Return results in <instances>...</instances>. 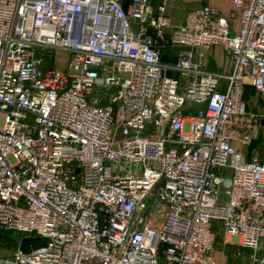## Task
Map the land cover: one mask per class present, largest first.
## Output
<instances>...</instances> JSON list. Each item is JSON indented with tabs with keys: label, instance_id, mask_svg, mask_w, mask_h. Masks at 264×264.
Returning <instances> with one entry per match:
<instances>
[{
	"label": "built area",
	"instance_id": "built-area-1",
	"mask_svg": "<svg viewBox=\"0 0 264 264\" xmlns=\"http://www.w3.org/2000/svg\"><path fill=\"white\" fill-rule=\"evenodd\" d=\"M171 1L0 0V264H215L212 220L264 264V157L233 144L264 120V0Z\"/></svg>",
	"mask_w": 264,
	"mask_h": 264
},
{
	"label": "crops",
	"instance_id": "crops-1",
	"mask_svg": "<svg viewBox=\"0 0 264 264\" xmlns=\"http://www.w3.org/2000/svg\"><path fill=\"white\" fill-rule=\"evenodd\" d=\"M130 0H119L121 5L125 7ZM157 0H152L154 5ZM201 4H209L216 7L221 13L227 14L230 10L229 0H175L167 3L165 14L169 17L172 25H178L182 22L184 14L187 10L200 6ZM168 30H166L167 32ZM160 59L162 62H171L174 59L176 47L165 42H161ZM205 65L208 70L227 73L231 69V62L218 46L210 48L205 59ZM243 100L248 109L256 110L258 97L249 87H245ZM237 149L242 150L247 157L258 156L264 157V120H260L256 136L245 147L240 146L237 142L233 143ZM214 236L210 248V253L215 264H245L250 249L239 246L235 238L231 241H224L221 225L218 220H212ZM239 250L238 255H234L235 250Z\"/></svg>",
	"mask_w": 264,
	"mask_h": 264
},
{
	"label": "rangeland",
	"instance_id": "rangeland-1",
	"mask_svg": "<svg viewBox=\"0 0 264 264\" xmlns=\"http://www.w3.org/2000/svg\"><path fill=\"white\" fill-rule=\"evenodd\" d=\"M51 57H55V64L58 68L65 66L66 54L60 51H51ZM215 231V230H214ZM21 233L12 230L0 229V243L13 250Z\"/></svg>",
	"mask_w": 264,
	"mask_h": 264
},
{
	"label": "water",
	"instance_id": "water-1",
	"mask_svg": "<svg viewBox=\"0 0 264 264\" xmlns=\"http://www.w3.org/2000/svg\"><path fill=\"white\" fill-rule=\"evenodd\" d=\"M45 241V237L42 236L22 235L19 239L18 249L21 253H27L31 249L45 245ZM1 251L9 253V250L5 247H3Z\"/></svg>",
	"mask_w": 264,
	"mask_h": 264
},
{
	"label": "trees",
	"instance_id": "trees-1",
	"mask_svg": "<svg viewBox=\"0 0 264 264\" xmlns=\"http://www.w3.org/2000/svg\"><path fill=\"white\" fill-rule=\"evenodd\" d=\"M152 2V0H150V3ZM151 5H153L152 3H151Z\"/></svg>",
	"mask_w": 264,
	"mask_h": 264
}]
</instances>
